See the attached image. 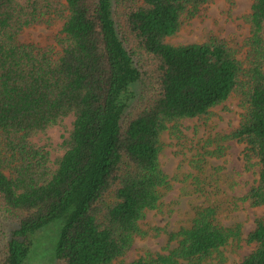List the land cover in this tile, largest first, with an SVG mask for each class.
<instances>
[{
    "label": "trees",
    "instance_id": "trees-1",
    "mask_svg": "<svg viewBox=\"0 0 264 264\" xmlns=\"http://www.w3.org/2000/svg\"><path fill=\"white\" fill-rule=\"evenodd\" d=\"M212 0H0V264H112L168 185L159 163L169 122L240 95L246 114L230 137L260 165L246 197L264 204V0H253L246 65L224 41L172 45L181 16ZM63 19L59 50L21 43L32 25ZM73 116L54 164L33 137ZM239 227L198 212L167 254L120 264H200ZM238 264H264V219Z\"/></svg>",
    "mask_w": 264,
    "mask_h": 264
},
{
    "label": "rangeland",
    "instance_id": "rangeland-1",
    "mask_svg": "<svg viewBox=\"0 0 264 264\" xmlns=\"http://www.w3.org/2000/svg\"><path fill=\"white\" fill-rule=\"evenodd\" d=\"M253 0H212L198 7L193 16H181L176 34L166 37L172 45L201 43L211 39L224 41L235 49L246 65L249 26L245 15ZM63 19L23 29L17 36L21 43L52 46L59 50ZM246 114L240 95L231 94L225 101L201 116L169 122L161 133L159 163L168 185L159 190L154 209L145 211L138 225L143 235L133 238L125 254L112 264L128 263L138 258L150 259L167 254L178 244L176 234L193 223L198 212L214 210V222L225 228H239V237L228 242L200 264H238L255 249L246 237L257 222L264 219V204L253 206L246 195L257 185L260 165L243 142L230 137ZM73 116L68 115L33 137L44 146L54 164L64 153L63 140L69 135ZM9 222L0 215V249ZM4 233V234H3ZM7 233L5 234V236ZM32 264H58L39 257ZM176 264H192L178 260Z\"/></svg>",
    "mask_w": 264,
    "mask_h": 264
}]
</instances>
